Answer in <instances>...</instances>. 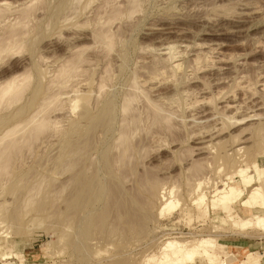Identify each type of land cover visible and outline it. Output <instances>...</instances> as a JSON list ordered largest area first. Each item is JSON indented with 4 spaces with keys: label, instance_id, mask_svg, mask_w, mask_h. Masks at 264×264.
<instances>
[{
    "label": "rangeland",
    "instance_id": "1",
    "mask_svg": "<svg viewBox=\"0 0 264 264\" xmlns=\"http://www.w3.org/2000/svg\"><path fill=\"white\" fill-rule=\"evenodd\" d=\"M8 1L14 3L17 0H8ZM18 1H22V0H18ZM30 1L31 0H26V3ZM68 1L69 0H37V1L34 0L33 8L28 10L30 15L26 13L27 15H29L30 18L28 17L29 19L27 18L24 19V17L27 16L22 17V15L24 14L20 15L21 16L20 18H22V20L24 19L22 22L23 24H25L24 22L27 20L25 26L28 29L26 27L23 28L25 30L27 29L26 32L29 31L28 32L29 37L27 35L26 40L22 45L23 48H21L22 50H20V53H18L19 55L17 53L14 54V56L16 55L15 59L13 58L14 57L13 55H11L9 58H6V60L10 63V64L7 63V61L4 62L6 64V68L4 67L5 64L0 65L2 66L0 67V74L1 73L3 74L8 70L9 66L15 61L18 62L21 61L22 59L23 60L34 59L36 61V62L34 61L35 66L33 67L32 70L34 79L29 86L30 88L28 87V90L27 89H26L27 91L25 90L26 93L24 92L23 94L24 97H22L21 102L18 103L16 106H14L11 110L5 109L0 111V120L1 118L2 120L7 117L11 118L14 112L21 110H23V112L20 113V115L17 118H14L13 121H9V123L7 124H5V122H2L3 125L0 124L1 126L6 125L7 127L8 124L10 125L13 123H19V121L24 120L32 112L38 109V107L41 105L42 102L41 99L44 97L45 92L44 89H42V91L35 96L36 86L37 84L40 83L42 87H47L48 86L47 84H49L47 83L49 81L48 77L51 76V74L48 75L45 81L40 79L38 74V69H43L44 71L46 70L49 73L53 72L56 64L55 62H57V58L62 54L60 51L55 52L56 50L55 45H57L58 47L60 46V49H63L64 47H66L65 44H67V46L69 44H72L73 41L72 43H70L71 42L70 40L73 39H75L73 44L78 46L81 45V47L83 46L85 48L83 54L86 62L82 64L80 74L76 78V81L78 82L77 85H79L78 89H80V91H83L84 93L85 92L88 93L89 96L92 94L91 96L93 97L92 98L90 96L91 97L90 99L92 100L93 103L91 102L92 105L88 107V114H86L87 118L86 116H81L82 114L79 109L82 108L79 107L76 109L74 104H70L69 106L64 107L66 108L65 110H67L65 112H63L64 109L61 110L62 108L60 110L56 109V111L57 110L59 111V112L57 111V113L55 111V108L54 110L52 109L50 112L51 114L50 118L52 120L58 118L56 120H58L59 123H61L60 125H58L59 130L57 128V131L48 130L49 131L48 133L43 132L42 133L43 136L45 134L47 135L43 137L41 134L40 137L42 136L43 138H41V140L39 139L40 141L37 139L39 142H37V140H35L36 143L33 141L35 145H32L33 146V148L31 147L32 150L31 148L28 150L25 147L24 149L28 151L26 152L25 150L22 151L21 154L22 156L20 158L22 157L23 158L16 159L15 163L13 161L15 165L11 164L12 167H10L11 170L9 171V174L6 175L7 172H5L4 173L5 176L2 177L0 173L1 178H5V179L0 178V206L2 204H5L3 205L4 207L1 206L3 210H1L0 208V264H148L149 262H150L149 264L152 263L159 264L158 259L162 254V249L164 248V245L166 243L170 241H176L185 244L184 242L187 243L189 241L190 243V241L192 242L193 240L197 241L204 239L206 240L213 239V241L217 242L215 243L214 250L219 255L221 260L226 259V256L231 253L237 257L236 258L237 260L234 264H241V262L243 261L245 264H264V228L259 226H254V224H252V226L246 227L245 229H242L241 227L235 228L232 225V222L227 218L226 214H224L219 208L216 207L213 208L212 206V201L216 196L215 193L217 192V189L225 188L224 187L225 183L227 184L230 182V178L233 177L235 171L238 168H243V169L248 168L250 170L249 174L255 175L253 163L256 162L257 164L264 166V154L257 153L258 151L256 150V148H253L251 154H247L244 152H242L241 154V152L240 153L236 152V149L234 150L231 149V147H233L232 145L235 144L237 145L238 143L234 142L235 143L234 144L233 140L230 139V136L234 134L237 136L239 134L241 135L242 138L243 137L242 135L251 133L250 132L251 130L249 131L246 130L244 132L245 134L242 133L243 129H246V127H249L251 124H253L251 122H246L244 124H239V125L236 122L232 123V121L230 123L224 122V125H226V127L224 126L222 137L223 138L226 137L225 141H227V143L225 145H227L226 148L227 150H229V154H230L229 164L225 165L223 164L224 162L222 161H220L219 163V160L214 158L212 154L211 155L212 157L211 156L209 157L206 156V158L204 157L205 159L202 162V168L205 166L206 167L204 169H201L203 170L204 173L200 170V173L198 172V174L194 170L193 172L188 169L190 168L188 166L192 162L191 161L192 158L194 159L197 158L192 155L193 153L187 150L188 146L192 145V147H195V145H197L196 143L199 137L197 135L200 134L199 130L202 131L203 127L205 126L207 127L204 128L207 130H204L203 132H207L208 129L213 130L215 126L216 128H223L221 122L220 125L218 122L217 124L218 126H217L215 125V122H211L210 124V122L205 123L204 120H200V122H204L203 125L191 126L193 125L190 124L191 122H188L189 124L185 123L184 125H182L180 122L174 121L172 122L174 129L170 131L167 135L165 134L166 137L164 138L163 141L164 143L161 144L163 146L158 145V143L157 144L156 143L153 144L154 142L151 143V139H150L151 135L148 136L150 137L148 138L150 140H148L145 137L146 134L144 133H142L141 136L138 135L140 138V139L138 138L139 143L141 142V144H145L146 150H148L143 152L144 156H141L142 160H140L139 158L140 156L138 157V172L141 174L142 172L144 173L147 171L149 172L152 171V173L157 177H159V179L161 177L163 179V180L161 179L162 181L161 189L164 190L163 191L159 190L160 193L158 192V195H160V197L168 196L171 199H176L175 201L180 205L178 204V207L174 209V211L172 210L169 212L168 210L167 211L168 213L165 212V215L160 216L161 208H163L161 207L162 203L161 201H156L155 204L156 209L154 208L155 210H153L151 214L153 216L149 217V222L147 224L148 231L147 234H145L146 236L143 235H141L140 237L130 236L131 234L128 232L125 233V235H121L118 233L116 235L112 234L108 236L109 238L106 236L108 234H101V235L95 234L92 236L90 235V238H88L86 233L84 234L83 231V228L85 230L90 228L88 227V224L90 226V221L92 219L91 216L93 217V215L95 216V214L101 213L105 209L104 206L105 205L107 206L108 200L106 202L105 200L106 198H108L107 194L110 192L112 178L109 177L111 175H107L108 171H106L107 170L106 167L105 168L103 167V165L105 166V163L103 164L104 162L103 160L105 156L104 152H106V150L108 151L110 148H112V146H114L113 144L116 141L117 133L119 132V129H121L120 128L121 120H119L121 119L120 108L124 99V95L126 93H129V91L133 89V86L131 85L133 84L132 81H134L133 80L134 77L136 78V76H138V79L140 78L139 79L140 81L141 80L145 81V79H149L147 78L149 75H147V73L143 71L144 69H141L144 67L145 64L143 62H145V60L146 62H148L150 59V56H147L148 55V51L146 52L147 49L150 51L161 48L163 49V48H167L166 46L167 45L169 46V44L171 43L170 46L173 45L174 47H176V49L180 52L179 54L182 55L181 59L185 58V60L189 58V56L196 54L199 51V49H203L205 51L209 49H213L214 51L212 54V61L215 62L216 60L218 61L219 59L220 60L225 59L227 60L226 62H228L225 64L223 63L225 65V66L223 65L225 70L223 69L218 71L215 69H210L208 71L201 72L200 74L199 73L196 74L189 70L186 73V75H184L183 81L182 78L180 79L181 82L177 81L179 79L177 80L175 79L176 81L171 78L167 79L168 77L167 76L166 79H164V82L166 80L167 84L165 82L164 85H160L162 86V88L160 86L157 88V90L159 88L161 89V91L159 90L160 92L156 90L157 94L161 93V95L165 96L162 98L165 99L166 96L168 98H171L173 95L178 93V90L180 88L179 91L182 90L186 92L182 96V98H180L182 102L181 104L190 103L192 101L194 102L195 100L200 102L199 101L200 98H202L201 100L206 99L205 101L207 102L208 99L212 100L214 98L213 100L214 103L213 102L212 103L215 104V106L217 105L221 107L222 101L227 99V97L223 95L224 94L228 95V93L230 92L232 93L236 91L235 93L232 94L230 93V94L231 96L234 95L236 101L240 102V104L242 103L241 105H243L240 111V115L238 114L237 116L239 117L237 118V120H240L241 115L247 113L252 114V112H255L256 114L262 116L261 113L262 114L264 113L263 111L264 109L261 110L258 107L260 106V104L264 103V78H263L264 77V0H166V1L143 0L141 9L144 11L141 10L142 13L138 11L137 14L135 13L136 15L135 14L132 15V17L133 16L134 17L131 18V21L125 18L128 21L127 23L125 19L121 22L119 20L114 22V25L112 26V31L116 32L117 26L121 28L117 30L119 36H117V41L114 46V49H112V51L110 50L111 52L108 49V51L110 52L109 55H107L109 52L105 50L106 47L100 44L101 47H104L101 48L99 47V43L94 44L95 42L91 39L89 34L93 30L91 28L100 30L98 25H101L103 22L104 23L107 22L108 20L107 17H109L111 13L110 12L111 10L109 9L111 8L112 3L109 4L108 7L104 6L106 9L104 10L100 9L101 12L98 11L100 13V18L101 17L104 18V19H100V23H101L100 24L97 20L99 19L98 18L99 14L97 12L95 13L94 10L91 11L88 10L86 13L79 11V13H77L78 15H76L75 13H73L75 10L73 8H72L73 12L71 13L72 9H69L70 6L67 5ZM124 1L125 0H120L119 2L118 0V3H123ZM113 4L114 7L115 6L118 7L116 3ZM37 5L38 7H36ZM94 7L96 8L97 4H94V6H92V8ZM105 10L109 15L107 14L104 15L106 13L104 12ZM90 14L93 16V19L91 18L92 16H90ZM70 16L72 18H70ZM63 17H65L67 22H69V23L66 22L65 27L62 26V22L63 20H65L63 19ZM88 17L90 18L88 19ZM68 18L70 21L68 20ZM105 18H107V20L101 22V20H105ZM95 20L98 22V23L96 22L98 25L94 23ZM104 23L101 25V27L103 25H104L103 27L106 26L105 25L106 23L105 24ZM21 31H23L22 27H21ZM75 33L77 34V36L75 35ZM71 34H73L74 38H72L73 36ZM68 38H70V40L67 41ZM76 39L79 41L82 40V42L81 41L76 42ZM141 49L143 51H141ZM99 52L102 54H100ZM109 57L111 59H109ZM10 58H12V60ZM217 61L215 62L214 67H217V65L221 64V63L217 64ZM7 64H9V66ZM37 66H39L38 69ZM226 67L229 69H227ZM201 77L203 80L200 79ZM102 79L105 81H103ZM238 81L239 82L241 81L240 83L242 82L251 83L253 87L255 86V90L251 92H242L238 90L236 88V84H237L236 82ZM262 81H263L262 83L263 85L261 84L262 85L261 86L260 83ZM101 82H102L101 85L105 84V86L103 88L104 90L102 89L100 92L98 86ZM174 82L176 83L174 84ZM71 83L73 82H70L68 84V87H70ZM80 84H82L83 86ZM171 86H173V88ZM184 88L185 90H183ZM50 89H52V91L54 90L53 92L52 91L50 92L51 94H56V93L59 94L58 90L60 89L57 88L56 86L53 88L51 87ZM201 91L205 92L206 94L205 93L203 94ZM217 93L219 99L217 98ZM230 94L228 95V97L230 96ZM220 95H222L225 98L223 99V97ZM98 97L100 100L98 99L99 101L97 103L98 106L97 107L95 105V103L97 102L95 101V99H97ZM142 102L138 100L137 104L135 105L137 106L136 111L138 112L139 110V112H141L140 115L142 114L144 118L143 121L145 122L147 121L145 117L147 116L148 113H151V110L149 112L147 110H146L147 112H144V110L147 108L144 107ZM109 103L110 104L113 103L117 107L115 117L111 121H109L111 123L113 121V124H115V122L116 124L118 123V125L116 126L111 125V123L107 124L108 121L106 122L104 119L101 121L100 119H98L100 117L99 114L104 109V106L106 107ZM206 104L205 107H208L207 106L208 104L207 105ZM199 105L200 108L201 106L204 107L203 104L202 105L199 104ZM212 105L210 104V106ZM69 107L71 108L69 109ZM138 107L139 109H137ZM177 115H180V113ZM262 118H264V114ZM96 122H105L108 128H106L107 126L103 124L102 128L101 126H99L100 128L97 127L96 132H93L91 131L92 129H90L89 131L90 134H89V132H87L89 130V127L92 126V124L94 125ZM180 124L182 126H180ZM262 124H264V120L262 121ZM208 125H211L210 128ZM196 126H198L197 129H195ZM4 127H2V129H4ZM50 131L52 133H50ZM183 131L185 134L183 133ZM210 132L215 133V128L213 131ZM85 134L86 136H84V138L90 137L92 143L91 147L94 148V150L91 149L92 151H94L92 155L93 156L92 164H94L95 162L94 167L98 166L97 168H94L93 165L91 164V166L94 168L95 174L94 172H91L93 174L92 176L91 175L90 176L94 177L93 178L94 181L96 182L99 181L100 184H97V186L98 187L102 186L101 187L102 189L101 188L99 189H101L102 191L101 193L103 197L100 194L99 200H97L98 202L100 201V204H98V202L97 204H95L96 203L95 202L94 203L95 205H93V207L89 206L87 207L88 210L87 208L84 209L85 212H82L80 214L82 219L79 217L82 220V226H79L81 222L78 219L80 223L76 221V223L72 227L74 231L72 230V234L69 233L68 235L65 233L66 231L63 233L65 228L64 227L62 228V224H60L62 223L61 221L63 220V218L61 219L62 216L60 217L59 212L64 211L63 203L61 204L60 202L61 200H57V202L55 201L57 203L55 205L56 208L53 206L52 209L47 210L44 214L40 213L39 215V213L37 212V205H35V207L31 206L26 211L24 210L25 207L20 206V204L22 203L21 199L20 200L18 199L19 201H15V199L17 200V197L20 194H22L23 191L22 193H20L21 190L17 191L15 188H13L12 185H15V183H17L18 180L21 181L27 178L26 180L29 181V183L26 185L29 186L36 181L35 179L37 178L35 177H38V179H42L46 177V182H45L46 184L45 183L43 184L44 185L43 189L48 188L46 191H49L51 190L52 186L57 185L58 187L67 177L66 173L62 171L63 170L62 167L64 166L63 165L64 161L62 160H67L63 154L64 152H66L63 150V148L68 149V147L66 146H69L70 144L69 141L71 142L70 145L77 144L78 143L77 141H80V138L82 140L83 138L82 136ZM195 134L197 137H195ZM145 139H147L148 141ZM140 140H143V142ZM66 141H68L67 142L68 145ZM185 141L187 142L186 145L188 146L187 147L185 146L186 148L184 147L185 149L184 148L182 149L181 151L182 153L180 152L183 156L180 153H178L175 156L169 154L170 145L176 142L177 146L174 147L178 148V145H181V142L185 143ZM249 144L250 145H246V146H251L250 142ZM148 146H151L150 147L151 149ZM159 146H161L160 151H159L160 148ZM240 146L242 147V145ZM153 149L154 151H152ZM143 158L145 160H143ZM208 158L209 160L212 158L213 164L211 160L208 161ZM95 159L96 161H94ZM245 160H247L246 161L247 164H245ZM142 161H144L145 163ZM145 166L147 168H145ZM152 166L155 167L153 168ZM93 168L92 170L90 169V171H93ZM144 169H147V171ZM4 174L2 172V175ZM165 175L166 178L169 177L168 179L171 180L170 181L168 179L165 180L166 178H163V176L165 177ZM187 176L190 177V179H188ZM193 176L196 178H194ZM48 178L50 181L47 180ZM197 178H199L198 181H196ZM206 178L209 179L206 180ZM53 179L55 181L57 180V182H55ZM96 179L99 180L97 181ZM200 179L202 182L205 181L204 183L206 184V186L203 185L204 186L203 190H204V194L207 196L206 203H208V209L210 210L209 211L210 213H208L209 216L207 214L204 215L201 211L195 208L192 201L193 197H190L188 192L189 190L187 186L188 183L190 182V184H193V183L201 182ZM233 179L234 177L232 178V181H234ZM130 180L131 179L125 181V184L127 183L126 184L127 186H125L126 190L127 189L133 190L135 187V183L133 186V182L135 181L132 179L133 182L131 183ZM54 183L56 184L54 185ZM104 183H106V185ZM47 184L48 187H45V185L47 186ZM254 184L264 189V180L259 182V179L256 175L254 178ZM23 185H24L23 183L22 185L19 184V186H22V188ZM235 185L240 186L238 179H235ZM162 192L165 193L166 195L163 194ZM250 192L251 189L247 191L245 195V199L249 198L251 194ZM179 199L181 200L179 201ZM102 203L105 205H103ZM6 205L8 208L6 207ZM18 207L22 208L20 209V211L22 210L21 214L16 222H12L10 219L15 213L14 210H16V208ZM93 208L94 209L96 208L95 210L97 212L92 211L94 210ZM56 209H58L59 211ZM89 210L90 213L86 212ZM91 211L92 213L94 212L95 214L90 216V214H92ZM53 213L57 215L54 216ZM83 213L84 215L86 214L87 217L90 216L91 219L86 218L87 220H89V222L86 219H84L86 215L82 217ZM252 213H253L252 210L245 208L242 205V201H238L233 205V214L235 217H239L243 220H249L252 219V215H253ZM85 226H87L88 228L87 227L85 228ZM75 227L79 229V231ZM79 227L82 229L83 233L81 232ZM75 229L78 232H76ZM80 234L83 237L80 236ZM67 235L69 236V238L67 237ZM86 237L88 239H84ZM248 252L256 254L258 259L253 261L247 260L245 257ZM151 257L152 258L156 257V260H151L152 259ZM149 259L150 261H148Z\"/></svg>",
    "mask_w": 264,
    "mask_h": 264
},
{
    "label": "bare ground",
    "instance_id": "2",
    "mask_svg": "<svg viewBox=\"0 0 264 264\" xmlns=\"http://www.w3.org/2000/svg\"><path fill=\"white\" fill-rule=\"evenodd\" d=\"M33 1L34 0H31L30 2L26 3V0H22V1L17 0L13 3V2H10L8 0H0V65L5 64L4 62L7 61L6 58H9L11 55L14 56V54H16V53L18 54V53H20V50H22L21 49V48H23L22 45L25 42L26 37H27L28 32H29V31L26 32V30L28 29L25 26V24L27 23L26 22L27 20L24 22L25 24H23L22 22L25 18H27V19L30 18L29 17L30 14H29L28 10L33 8V6H34ZM35 1H37V0H35ZM99 1L100 2L103 1V2L100 3ZM119 2H120V0H119ZM142 2H143V0H125L123 3H118V0H69L67 2V5L70 6L69 9H72V8L75 9L74 12L72 9L71 13L73 12L76 15H78L77 13H79V11L86 13L88 10H90V11L94 10L95 13L97 12L99 14V16H98L99 19L96 18L97 15L95 17L99 23H100V19H104L103 17L100 18V13L98 12V11H100V9L101 10L106 9L105 7L106 6L108 7L109 4H111V3H112L111 8L114 5L113 3H116L118 5V7L113 6L112 9L109 7L110 8L109 10H111L110 11L111 13H110V16L107 17L108 20H107V18H105V20H101V22L107 20V22H105L106 24L104 22L103 23L108 27L105 26L106 27L105 28V27H103L104 26L103 25L102 26L103 28H102L101 25L103 23L102 24L100 23L101 25H98L97 24L98 22L95 20L94 23L97 22L96 24L99 26L100 30L95 29V28H91V29H93L91 31V33L90 34L87 33V34H89L91 39L95 42V43L93 42L94 44L99 43V47H101L100 44H102L104 47H106V49H105L106 51H108V49H109V51L110 50L112 51V49H114V46L116 44L117 36H119L117 30H119L121 28V27L119 28L117 26L116 32L112 31V26L114 25V22H116L117 20H119L121 22L125 18H127L128 20L131 21V18L134 17V16L132 17V15H134L135 13L137 14L138 11H140L141 13H142V11H144L141 9ZM94 4H97V7L96 8L94 7L95 9L92 8V6H94ZM102 6L103 7L105 6V7L103 8ZM36 7H38V5ZM107 10H108V8H107ZM109 10H108V12H109ZM104 12H106V10ZM26 13L29 15H27ZM69 13H70V11H69ZM22 14H24V15H22ZM106 14L109 15L107 12L104 15H106ZM20 15H22V17H24V16H27V17H24V19L22 20V18H20L21 17ZM90 16H92V15L90 14ZM70 18H72V17L70 16ZM89 18L90 17H88V19ZM91 18L93 19V16ZM63 19H65V17H63ZM68 20H69V18H68ZM85 21H88V20H85ZM66 22H67L66 19L63 20V22H62L63 27H65ZM127 22L128 21L126 20V23ZM67 23H69V22H67ZM29 24H30V22H29ZM170 24H171V22H170ZM88 25H89V23H88ZM27 26H28V24H27ZM21 27H22L23 31H21ZM23 27H26L27 29L25 30ZM29 27H30V25H29ZM89 27H90V25H89ZM92 27H94V26H92ZM47 28H49V27H47ZM153 29H151V30H153ZM86 30H88V29H86ZM73 34H71V35L73 36ZM75 35L77 36L76 33H75ZM28 37H29V35H28ZM70 38H68L67 41L70 40ZM72 38H74V36ZM119 39H118V41H119ZM82 40H83V38H82ZM82 40H80V41L82 42ZM70 41H71L70 43H72V41L74 43L75 39L70 40ZM77 41H79V40L76 39V42ZM73 43L69 44L68 46H67V44H65L66 47H64L63 49H60V46L58 47L57 45H55V49H56L55 52L60 51L62 54L61 55L59 54L60 56L57 58V62H55L56 64H55V68H54L53 72L49 73L46 70L44 71L43 69H38L39 66H37L40 79L45 81L47 76L51 74V76L48 77L49 81L47 83H49V84H47L48 85L47 87H42L40 83L37 84V86H36L35 96L39 92H41L42 89H44V92H45L44 97L41 99L42 100L41 105L40 104H39L40 106L38 105L39 106L38 109L36 111L32 112L24 120L19 121V123H13L10 125L8 124L9 127H8V125H7V127H6V125H4L5 127L0 125L1 129H2V127H4V129H2V131L0 129V173H1L2 177L5 176V174H4L5 172H7L6 175L9 174V171L11 170L10 167H12L11 164H14L16 159H18L22 156L21 155L22 151L25 150V152H26L31 147L33 148L32 145H35L34 144V142L36 143L35 140H37V139L41 140V138L45 137L47 135L45 133L49 132L48 130H51V131L56 130L57 131V128L59 130L58 125H60L61 123H59V121L56 120L58 118L53 119V120L50 118V116H51L50 112L52 109L54 110V108H55V111H56V109L60 110L62 108L61 110L64 109L63 112H65L67 110H65L66 108H64V107H67L70 104H74L76 109L79 107L82 108V109H79L81 111V114H82L81 116H86V118H87L86 114H88V107L92 105L91 104L92 100L90 99L92 97L91 96L92 94L90 95L91 96L90 97L88 95V93H86V92L84 93L83 91H80V89H78L79 85H77L78 82L76 81V78L80 74L82 64H84V62H86V60L84 58V54H83V51L85 48L83 46L81 47V45L78 46V45H75ZM170 44H169V46L168 45L166 46L167 48H163V49L161 47H160L161 49H155V50H151V51L148 49L147 50L144 49V50H146V52L148 51V55L146 53L145 54L147 56H150V59L148 62H146V60L144 58L145 62H143V63H145V64H144V67L141 69H144L143 71H145V73H147V75H149L147 77L149 79L144 78L145 81H143V80L140 81L139 80L140 78L138 79V76H136V78L133 76L134 81H132L133 84L131 85V86H133V89H132L133 91L131 90V91H129V93H126L124 95V99H123V102H122V105L120 108L121 109V119H119V120H121L120 121L121 127L119 125V127L121 129H119V132H118L119 134L117 133L116 141L113 144L114 146H112V148H110L108 151L106 150L107 153L104 152L105 156H104L103 164L105 163V166L103 165V167L104 168L106 167V169H107L106 171H108L107 175H111L109 177L112 178V182L110 180V182L112 183L111 188H110V192L109 193L107 192L108 198H106V200H105V202L108 200L107 201L108 203H107V206L102 203L103 205H105L104 206L105 209L103 208L104 210L99 214L94 213V212H97L95 210L96 208L95 209L93 208L94 210L90 209V210L94 211L93 213L91 211L92 214H90V216L95 214V216L94 215H93V217L91 216L92 219L90 218L89 215H88L89 217H87V215L85 214L86 217L84 219H86V218L91 219L90 226L88 224V227H90V228L87 230H85L83 228L84 234L86 233L88 238H90V235L92 236L95 234H100V235L101 234H108V235H106L108 237L112 234L116 235L117 233L121 234V235H125V233H128V232L131 234L130 236H136V237H138V236L140 237L141 235L146 236L145 234H147V231H148L147 230L148 229L147 224L149 222V217L153 216V215H151L153 210L156 209L155 208L156 201H161V203H162L161 207H163V208H161L160 216L165 215V212H167L168 210H169V212L172 210L174 211V209H176L178 207L179 203H177L175 201L176 199H171L168 196L160 197V195H158L159 190H161V191L164 190V189L163 190L161 189V187H162L161 186L162 185L161 184V182H162L161 177L159 179V177L154 175L151 170H150L151 172H149V171H147V169H144L147 172H144V173L142 172L141 174L138 172V157L140 156L139 158H140V160H142L141 156H144L143 152L148 151V150H146V145L141 144V142L139 143V141H138V138H139L138 135L141 136L142 133L146 134L145 137L147 139L150 138L148 136L151 135V138H150L151 143L154 142L153 144L158 143V145H161L162 143H164L163 141H164V138L166 137V135L174 129V127L172 125L173 124L172 122H174V121L180 122L182 125H184L185 123L187 124L188 122H191L190 124H193L191 126H194V125L200 126V125H203L204 122L205 123L210 122V124H211V122H215V125H217L219 122V125H220V122H221V125H223V128H216V126H215L214 127L215 133L210 132V131H213L214 128H213V130L208 129L207 132H203L204 130H207V129H204L206 126L202 128L203 129L202 131L199 130L200 134L198 133L199 135H197L199 137H198V141L196 143L197 145H195V147H192V145L191 146L186 145L188 140H187V142L185 141V143L181 142V145H178V148L174 147V146H177L176 142H174V144L170 145V147H169V154H171L172 156H175L178 153H180L185 146L186 147L188 146L187 150L189 152L193 153L192 155L197 157V158L196 159L192 158V160H191L192 162L191 163L189 162L190 164L188 163L189 164L188 167H190V168H188V167L187 168L190 171L194 170L195 172H197V174H198V172L200 173L201 169H204L206 167L205 166L202 168V162L204 161L206 156L209 157L212 154H213L214 158L219 160V163H220V161H222V162H224L223 164H225V165L229 164L230 154H229V150H227V148H226L227 145H225L227 143V141H225L226 137L225 138L222 137L224 126L226 127V125H224V122L230 123L232 121V123L236 122V123H238V125L244 124L246 122L253 123L249 127H246V129L242 130V133H244L246 130H248V131L251 130L250 131L251 133H247V134L244 133L245 135H242L243 136L242 138H241V135H239V134H238L239 136L238 135L236 136L235 134L230 136V139L233 140V143L234 142L238 143L237 145L234 143L236 146L232 145L233 147H231V149H233V150L236 149V152H239V153L241 152V154H242V152L247 153V154H251V151H253V148H256V150L258 151L257 153H263L264 154V124H262V121L264 120V118H262V116L264 113L262 114L260 112L262 116H260L259 114H256L255 112H252V114L247 113V114L241 115L240 120H237V118H239L237 116H238V114L240 115V111H241L243 105H241L242 103L240 104V102L236 101V98L234 95L231 96V94L235 93L236 91L232 92V93L230 92L231 94L228 93V95L230 94L229 97L227 94L223 95V96L227 97V99L222 101L221 107H219L217 105L215 106V104H213L214 98L212 100H209L207 98L208 99L207 102L209 101L208 103L205 101L206 99L201 100L202 98H200V100H199L200 102L195 100L194 102L192 101L193 103L190 102V103L181 104L182 102H181L180 98H182V96L186 92L182 91V90H181L182 92L179 91L180 88L178 90V93H176L173 96L171 95L172 97L170 96L171 98H168L166 96V98L164 99L162 97H165V96L161 95V93L157 94V91H159V90L161 91L160 88L158 90H157V88L160 85H164V83L166 82V80L164 82V79H166L167 76H168L167 79L168 78L169 79L171 78L173 80L179 79L177 81H180V79L182 78V81H183L184 75H186V73L189 70L191 72L196 73V74H198V73L200 74L201 72H205V71H208L210 69H215L218 71L223 70V69L225 70L224 64L228 63V62H226L227 60H225V59H224L225 61L219 59L218 61L216 60L217 64H219V63H221V64L220 65L216 64L217 67H214L216 61L215 62L212 61V54L214 51L213 49H209L207 51H205L203 49H199L198 52L196 51L197 52L196 54H194V55L190 54L192 56L188 55L189 58H187L186 60L184 58L185 56L183 57L184 59H181L182 55L179 54L180 52L173 45L170 46ZM198 46H201V45H198ZM52 47H54V46H52ZM104 47H101V48H104ZM86 50H87V48H86ZM51 51H53V50H51ZM88 51H90V50H88ZM141 51H143V50L141 49ZM110 52L108 54L107 53L106 54L109 55ZM100 54H102V53H100ZM118 55H119V52H118ZM13 58L15 59L16 55ZM10 59L12 60V58H10ZM109 59H111V58L109 57ZM34 61H35L34 59L33 60H31V59H27V60L24 59L23 60L22 59L21 61H18V62L15 61L10 66H9L10 63L7 61V63H9V64H7L9 66L8 70L6 72H4L3 74L1 73L2 75L0 74L1 75L0 76V111L5 110V109L11 110L14 106H16L18 103L21 102L22 97H24V95H23L24 92L26 93V91L28 90V87L30 86L31 82L34 79V76L32 73L33 67L35 66ZM87 65H88V63H87ZM0 67H2V66H0ZM4 67L6 68V64ZM227 69H229V68H227ZM19 70H20V72H19ZM21 70H23V71H21ZM135 74H137V73H135ZM140 75H141V73H140ZM144 77H146V76H144ZM189 77H190V75H189ZM200 79H202V77ZM198 80H199V78H198ZM103 81H105V80H103ZM205 81H203V82H205ZM70 82H73V83H71L72 86L70 85V87H68V84ZM102 82L98 86L100 92L105 86V84L101 85ZM171 82H172V80H171ZM240 82L239 81L236 82L237 83L236 88L238 90H240L242 92H251V91L255 90V86L253 87V85H251V83H248V82L247 83L246 82L240 83ZM175 83L176 82H174V84ZM262 83H263V81L260 83V85ZM166 84H167V82H166ZM80 85H82V84H80ZM254 85H256V84H254ZM55 86L61 90V91L58 90L59 94H57V93L51 94L50 93L52 91V89H50V88L51 87L53 88ZM160 87L162 88V86H160ZM171 87L173 88V86H171ZM233 89H234V87H233ZM183 90H185V88ZM127 92H128V90H127ZM93 93H94V91H93ZM202 93L204 94L205 92H202ZM218 93H220V92H218ZM218 93H217V98L219 99ZM220 96H222V95H220ZM99 97L97 99H95V101H97L95 103L96 106H97L98 101L100 100ZM225 97H223V99ZM138 100H140V102L143 101L142 103H143L144 107L147 108L144 110V112H147V111L149 112L151 110V113H148L149 115L148 114H147V116L145 115L147 117V118L145 117V119H147L148 122L143 121L144 118H143L142 114L140 115L141 112H139V110H138L139 113L136 111L137 106L135 104H137ZM104 101H105V99H104ZM110 103L106 107L104 106V109L101 111V113L99 114L100 117L98 118V119H100V121L103 119L106 122L108 121L107 124H110L111 122H109V121H111L115 117L116 108H117L115 104H113V103L110 104ZM199 104H201V105L203 104L204 107L201 106V108H200ZM205 104L208 107H205ZM210 104L211 105L213 104L214 106L213 105L210 106ZM70 108L71 107H69V109ZM258 108H260L261 110L264 109V103L260 104V106ZM137 109H139V107ZM55 111H52V112H55ZM57 111H56V113H57ZM22 112H23V110L14 112V114L11 118L7 117V118H4L3 120L1 118L0 124L3 125L2 122H5V124H7V123H9V121H13V119L17 118L20 115V113H22ZM179 113H180V115H177ZM65 116H67V115H65ZM81 118H83V117H81ZM200 120H204V122H200ZM254 122H256V123H254ZM103 124H105L107 126V124L105 122H96L94 125L92 124V126L89 127V130L87 132H89L90 129H92L91 131L96 132L97 127L101 126V128H102ZM181 124H180V126H182ZM111 125L116 126V125H118V123L116 124V122H115V124H113V121H112ZM208 126L210 128L211 125H208ZM197 127L198 126H196L195 129H197ZM93 128L94 129L96 128V129L94 130ZM106 128H108V126ZM110 128H113V127H110ZM184 129H185V127H184ZM184 129H182V130H184ZM51 131H50V133H52ZM43 132H45L44 136L42 134ZM152 133H153V135H152ZM183 133H184V131H183ZM242 133H240V134H242ZM41 134L43 137L42 136L40 137ZM86 134L83 135L82 137L84 138V136H86ZM89 134H90V132H89ZM89 134H88V136H89ZM196 134H195V137H197ZM83 138H82V140L80 138L81 142L77 141L78 143L76 142L77 144H75V145L74 144L70 145L71 142L69 141V138H68V141L70 143L69 146H66V147H68V149L66 147L65 148L67 150L63 148V150L66 151L63 154L67 160H62V161H64V163H63L64 166L62 167L63 168L62 171H64V173H66L67 177L65 176L66 179L60 185L58 184L59 185L58 187L56 185V186H52L51 190H49V191H46L48 188L47 189L44 188L45 189L44 190L43 184L46 182V177H44L45 179L44 178L38 179V177H35V178H37V179H35L36 181L33 182L34 181V179H33L32 185H29V186L26 185L29 183V181L26 180L27 178H25L21 181L18 180V182L15 181V182H17V183L14 182L15 185L17 184L16 186L12 185L13 188H15L17 191L21 190L20 193H22V191H23V193L20 194L17 197V200L15 199V201H19L21 199L22 203L21 204L19 203V204L21 207H25L24 210H26V211L31 206L35 207V205H37V212L39 213V215H40V213L44 214L47 210L52 209L53 206L56 208L55 205L57 204L56 203L57 200H61L60 202H61V204L63 203L64 211L59 212L60 217L62 216L61 219L63 218L62 221L60 219V221L62 222L60 224H62V228L63 227L65 228L63 233L66 231L65 233L68 235H69V233L72 234V230H73L72 227L76 223V221L79 222V220H80L81 224L79 226H82V220H81L82 218H81L80 214L82 212H85L84 209H86L87 207H89V206L93 207V205L97 204V202H98L97 200H99L100 194L102 195V193H101L102 192L101 191L102 186H99V187L97 186V184H100L98 181L99 179H96L98 181V182H96L93 179L94 177H91L93 174L91 172H94V168L98 167V166L94 167L95 162H94V164H92V162H93V158H92L93 156L92 155H93L94 151H92L91 149L94 150V148L91 147L92 143H91L90 137H86L84 139ZM147 139H145V140H147ZM150 139H148V140H150ZM38 140H37V142L40 141V140L39 141ZM68 141H66V143ZM136 141H138V142H136ZM140 141L143 142V140H140ZM181 141H183V140H181ZM249 142L251 143V146H246V145H250ZM67 145H68V143H67ZM240 145H242V147ZM161 146H163V145H161ZM161 146H159L160 148L158 147L159 151L161 149ZM25 147L28 150L24 149ZM148 147L150 148L151 146H148ZM32 148H31V150H32ZM152 151H154V149ZM214 154H215V156H214ZM192 155H190V156H192ZM94 156H95V154H94ZM22 158H20V159H22ZM143 160H145V159L143 158ZM210 160L212 162V158ZM210 160L208 158V161H210ZM13 161H14V163H13ZM94 161H96V159ZM246 161L247 160H245V164H247ZM142 162H144V161H142ZM101 163H102V161H101ZM167 163H168V161H167ZM207 163H209V162H207ZM91 164L93 165L94 168L91 166ZM205 164H203V165H205ZM212 164H213V162H212ZM253 164H254V172H255V175L258 177L259 182L263 181L264 180V166H261L260 164H257L256 162ZM91 167L93 168V171H90V169L92 170ZM145 168H147V167L145 166ZM188 169H186V170H188ZM223 169H221V170H223ZM148 170H149V167H148ZM201 171L203 172V170H201ZM249 171L250 170L248 168L247 169L238 168L235 171V174L233 175L234 181H232L233 177H231L230 182L227 184L225 183V186H224L225 188L217 189V192L215 193L216 196L214 197V200L212 201V206H213V208H215V207L219 208L224 214H226L227 218L232 222V225L235 228L241 227L242 229H245L248 226H252V224H254V226H259V227L264 228V189L262 187L254 184L255 175L249 174ZM2 172L4 175H2ZM163 172H165V171H163ZM94 174H95V172H94ZM31 175H33V174H31ZM1 176H0V178H1ZM163 178H166V175H165V177L163 176ZM168 178H166L165 180H167ZM187 178L190 179V177H188V176H187ZM187 178H186V180H187ZM194 178H196V177H194ZM203 178H204V176H203ZM203 178H202V180H203ZM1 179H5V178H1ZM129 179H131L130 180L131 183L133 182L132 179L135 181V182H133V186L135 183V187L133 190H128V189L126 190V188H125V186H127L126 185L127 183L125 184V181L129 180ZM198 179L199 178H197L196 181H198ZM207 179H209V178H206V180ZM235 179H238L240 186L235 185ZM47 180H49V178ZM168 180L170 181L171 179H168ZM54 181H52V182H54ZM200 181H201V179H200ZM55 182H57V180ZM204 182L201 181V182H197V183H193V184H190V182H189L187 186L189 188L188 192H189L190 197H193L192 201H193L195 208H197L199 211H201L204 215H206V214L208 215V213H210L209 212L210 210L208 209V203H206L207 196L204 194V190H203L204 189L203 185L206 186V184ZM22 183L24 184L23 188H22V186H19V184L22 185ZM106 183H104V184L106 185ZM163 183H164V181H163ZM206 183H207V181H206ZM48 184H49V182H48ZM48 184H47V186L45 185V187H48ZM55 184L56 183H54V185ZM208 184H210V183H208ZM215 184H218V183H215ZM165 185H167V184H165ZM18 186L21 188H19ZM3 187H2V189H3ZM131 187H132V185H131ZM131 187H130V189H131ZM99 188H101V189H99ZM127 188H129V187H127ZM249 189H251V192H250L251 194H250L249 198L245 199V195ZM104 192H105V190H104ZM163 194H165V193H163ZM175 194H177V193H175ZM102 197H103V195H102ZM101 198H100V200H101ZM180 200L181 199H179V201ZM189 200H190V198H189ZM238 201H242V205L245 208H248V209L253 211L252 219L243 220L239 217L234 216L233 205L235 203H237ZM98 204H100V201L98 202ZM3 205H5V204H2L1 206L4 207ZM11 205H12V202H11ZM49 205H50V207H49ZM1 206H0V208H1V210H3ZM6 207H7V205H6ZM19 207L16 208V210H14V212L16 213V215H15V213H14V215L16 217L14 215L12 216V218L10 219L12 222H16L19 219V216H20L21 211H22V210L20 211V209H22V208H19ZM56 210H58V209H56ZM87 210H88V208H87ZM90 210L86 211V212L90 213ZM53 215L55 216L57 214L53 213ZM85 215L83 213L82 217H84ZM200 218H202V217H200ZM35 219H37V218H35ZM87 221L89 222V220H87ZM86 227L87 226H85V228ZM77 230L79 231V229H77ZM77 230H76V232H78ZM80 230L83 233L81 228H80ZM68 235H67V237L69 238ZM100 235H98V236H100ZM80 236H82V235L80 234ZM70 238H71V236H70ZM88 238L86 237L84 239H88ZM95 240H94V242H95ZM184 243L185 244H182V243H179L176 241H170V242L166 243L164 245V248L162 249V254L160 255V257L158 259V263L159 264H234L237 260L236 259L237 257L231 253L226 256V259L221 260L219 255L214 250L215 243H217V242L213 241V239L212 240L211 239H209V240L204 239V240H197V241L193 240L192 242L190 241V243H189V241L187 243L186 242H184ZM76 246H77V244H76ZM245 258L249 261H253V260L258 259L257 255L254 253H251V252H248L246 254ZM150 259L148 261H150ZM151 260H156V257H153ZM155 264H157V263H155ZM241 264H245L244 261L241 262Z\"/></svg>",
    "mask_w": 264,
    "mask_h": 264
}]
</instances>
